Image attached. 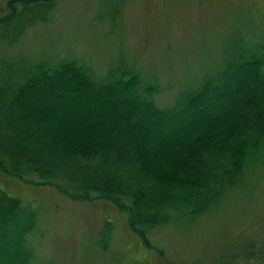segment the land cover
Here are the masks:
<instances>
[{
	"label": "trees",
	"instance_id": "1",
	"mask_svg": "<svg viewBox=\"0 0 264 264\" xmlns=\"http://www.w3.org/2000/svg\"><path fill=\"white\" fill-rule=\"evenodd\" d=\"M55 6L9 0L0 41L17 42ZM225 57L168 106L156 101L158 81L124 62L96 76L72 59L1 58L0 167L73 198L113 201L152 244L154 229L220 204L264 149V50L246 43ZM38 224V210L0 184V264H31Z\"/></svg>",
	"mask_w": 264,
	"mask_h": 264
},
{
	"label": "rangeland",
	"instance_id": "2",
	"mask_svg": "<svg viewBox=\"0 0 264 264\" xmlns=\"http://www.w3.org/2000/svg\"><path fill=\"white\" fill-rule=\"evenodd\" d=\"M113 1L56 0L49 21L15 43L0 41V59H72L96 76L124 62L158 81L156 101L168 106L222 66L228 49L264 50V0H121L112 16ZM8 2L0 0V14ZM258 159L220 204L154 229L149 245L113 201L73 198L34 174L1 167L0 184L38 210L31 264H264V149Z\"/></svg>",
	"mask_w": 264,
	"mask_h": 264
}]
</instances>
